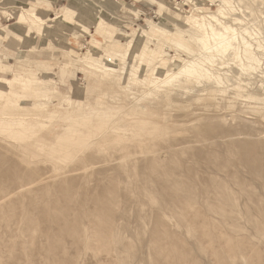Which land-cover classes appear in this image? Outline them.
Here are the masks:
<instances>
[{"label": "rangeland", "instance_id": "374dc122", "mask_svg": "<svg viewBox=\"0 0 264 264\" xmlns=\"http://www.w3.org/2000/svg\"><path fill=\"white\" fill-rule=\"evenodd\" d=\"M108 1L0 4V44L9 48L0 45L9 64L0 77L42 83L0 97V264H264V55L257 71L241 73L228 51V65L200 63L227 78L223 87L176 75L166 93L145 82L158 76L151 68L174 73V59L182 65L202 50L157 9L196 6ZM198 1L209 7L197 11L204 23H213L207 14L236 16L264 35V0ZM228 4L233 15L216 14ZM38 8L50 19L29 16ZM93 39L105 53L97 66L85 58ZM184 39L193 50L179 46ZM128 41L144 43L146 57L127 58Z\"/></svg>", "mask_w": 264, "mask_h": 264}, {"label": "bare ground", "instance_id": "6f19581e", "mask_svg": "<svg viewBox=\"0 0 264 264\" xmlns=\"http://www.w3.org/2000/svg\"><path fill=\"white\" fill-rule=\"evenodd\" d=\"M190 1H191V3H193L196 6L195 7L196 8V11L190 10L188 12L186 10H180V9H178V11H175V12L172 11L173 12V15H171L170 13H171V8L173 7V5H169L167 8H165L164 5H162V3H160L159 4L160 6L157 9V12L158 13H161V14L167 15L168 16V19L173 24V26H175L178 29H182V31H184V32L189 33L190 34L191 42H193L194 44H196L198 46V48L201 49L202 51L200 53L198 52L197 53L198 56L196 54V57L194 56L195 58L192 57V60L191 61H184V63H182V65H181V61H182L181 58L178 57V58L174 59L175 62L177 61L178 64H180V67L174 73H168V70L166 69V66L160 67V66L154 65L151 68L150 71H151V73L158 74V76H156L154 78H146L145 79V82L148 83V84H151L152 87L154 86L157 89L158 88L165 87V88H162V89L166 93H169L171 91V89H172V83H171V81L173 80V78L176 77V75H183V76H185V79L188 82H190V83H198L200 81L205 80L206 82H209L210 81V82H213V83L217 84V86H215L216 88H221V87H223L224 82L227 81V78H224V80H223L219 76V73H217V71H216V73H210L209 72L210 70L208 71V68H205L203 66H200V63L206 62V63H209V65H213V63L215 62V60L218 59V60H220L221 64H224L225 62H224V60L221 59V56L224 53L228 52V51H232L233 52L232 57H234L236 59V61L238 62L236 64V66H238V68L240 69L241 73H252V72L257 71L259 69L260 64H261L260 63V56L261 55H264L263 54L264 53V35H260V32H253L250 29H248L247 25L244 26V23H242L243 21L240 20L241 18L239 19L236 16L229 17V18L228 17H225L224 10L225 11H228V12L230 11V13H231L232 12V9L234 7L233 5H232L233 6L232 9H231V6L228 4L227 5V7H228L227 9L220 7L217 10V13L216 14L220 15V17H222V18L225 17L228 20L222 21V19L219 20V18L216 17L214 14L213 15L207 14V17L213 19V20L210 19V20L213 21V23L207 21V24H206L202 20V19H204V16L203 15H197V14H198V12L209 13L208 12V8L209 7L207 5H199V1L198 0H190ZM2 2H3L2 5H8V4H10V2H8L7 0H4ZM69 2H71V1H69ZM181 2H182V0H179V1L176 0V3L177 4L178 3H181ZM70 5H72V3H70L68 7L66 6L67 7V10H69L71 8ZM52 13H54V12H52ZM232 15H233V12H232ZM29 16H32L37 22L40 23V22L44 21L46 18L48 19L50 15H49V12L48 11H44V10L38 8L37 10L31 12L29 14ZM60 18L64 22H73L74 21L73 19H71L65 13L61 14L60 15ZM176 18H184L185 24L183 22L182 23L183 25L181 24V26H179V24H177V22L175 21ZM81 19H82V17H81ZM32 24L37 25L34 21H32ZM263 24H264V16H263ZM55 25H56V23H55ZM215 25H218V27H216ZM235 25H236V27H234ZM63 26H64L63 24L60 25V27H63ZM141 28L144 29V28H147V27L145 26V27H141ZM151 29H153V28H151ZM35 30H36L37 33H41L42 32L41 29L38 28V26H36V29ZM153 30H157L158 31V29H156V28L153 29ZM153 30H151V32ZM158 33H164V32H161L159 30ZM144 34H145V32H144ZM153 34H155V32ZM93 35H94L93 32H91V37ZM155 35H158V34H155ZM167 35H168V33H167ZM167 35L164 36V39L168 38V40H166V41H169L171 38L168 37L169 35L168 36ZM179 36H182V34L178 33L177 37H179ZM69 37H70V35H69ZM186 42H187L186 39H184V41L182 43H179V46L180 47H183L186 50L187 49H190L191 50L192 48H189L190 46L189 45L187 46V43ZM124 46L128 47L127 51L124 54L127 58H132L133 59V57H137L135 60L136 61L137 60L139 61V59H144L143 57H146V55H144L143 51H141L142 50L141 47H146V45L144 43H137V42L136 43H133L132 41H128L126 44H124ZM85 48H86L85 56H87L85 58H88V59L92 60L91 61L92 62L91 63L92 65L97 66L98 63H101V61L104 58L103 55L105 53H102L101 52L103 50V48H100V47L97 48V46H95L94 39L93 40H90V43H88ZM179 52H177V53H179ZM69 53H70L71 56H74V55H76V56H82L83 55V54L78 53V52H73L72 50L71 51L69 50ZM258 53L260 54V56L258 55ZM262 58H263V62H264V57H262ZM114 60H116V58H114ZM227 62L225 63V65L226 64L228 65ZM106 66L109 67L108 69H110V68L111 69H116V70L118 69V65H115V66L106 65ZM219 66H221V65H219ZM211 71H212V69H211ZM240 71H238V72H240ZM223 72H224V70H223ZM40 75H41V73H40ZM128 75H130V74H128ZM234 76H236V79H240L239 75L238 76L237 75H234ZM50 77H52V76H50ZM41 84L42 83H41V81H39V79H37L35 77H31V76L30 77H23L22 75H18V77H15L13 79H8V78H2V77H0V97H2V95L6 91L14 92V90H18L19 92L24 93V92H27L28 90H30L32 87H35L36 89H39V88H41L40 87ZM232 89H234V91H236V93L238 94V96H242V97L244 96L245 97L246 94L244 92L245 91L244 88H241V87H239L237 85H232ZM183 91H185V90L183 89ZM178 93H180V92H178ZM43 95L45 97L46 94L43 93ZM255 99H257V98H255ZM257 103H259V102H257ZM8 106H9V104H8ZM77 121H78V119H77ZM261 131L263 132V130H261ZM258 132H259V130H258Z\"/></svg>", "mask_w": 264, "mask_h": 264}, {"label": "crops", "instance_id": "0c3cea01", "mask_svg": "<svg viewBox=\"0 0 264 264\" xmlns=\"http://www.w3.org/2000/svg\"><path fill=\"white\" fill-rule=\"evenodd\" d=\"M4 1V0H3ZM8 2H10V4L11 3H14L15 1H17V0H13V1H10V0H7ZM131 1H133V0H131ZM112 2L113 3H115V4H113L112 5ZM123 0H120V1H114V0H111V2L110 1H108V3L110 4V6H112V8L113 7H116L117 5H119V6H123ZM134 2V4L135 3H140V2H146V1H144V0H141V1H138V2H135V1H133ZM2 3L3 2H1L0 4L2 5ZM5 6V5H4ZM124 6H126V4L124 5ZM116 9V8H115ZM127 10H129V9H127ZM65 27H66V25H65ZM67 28H68V34H70V31L72 32V34L73 35H77V33L73 30V28L72 27H70V25H67ZM73 30V31H72ZM59 34V33H58ZM57 34V31H53L52 32V36L53 35H58ZM64 34H62V33H60V37L61 36H63ZM12 37H9V36H6V37H4L3 39H4V41H6V43H9V42H12V40H13V38L11 39ZM62 38V37H61ZM79 39V38H78ZM77 38H76V41L78 40ZM60 43L58 42V44L57 45H59ZM2 47H4V48H6V49H9V48H7V46H5L4 44H0ZM4 49L3 48H0V51H3ZM9 51H11V50H9ZM8 54H9V52H7ZM0 54H3L5 57H6V55H5V52H0ZM7 54V55H8ZM47 56H52V54H50V55H47ZM39 62H38V60H35L34 62H32V64L33 65H35L36 67H37V65H39L38 64ZM7 65H9V64H7ZM7 65L5 64V63H3V62H0V67H1V69H8V67H7ZM10 67V66H9ZM13 68H12V66L10 67V70H12ZM35 69H38V67L37 68H35ZM8 73V72H7Z\"/></svg>", "mask_w": 264, "mask_h": 264}]
</instances>
